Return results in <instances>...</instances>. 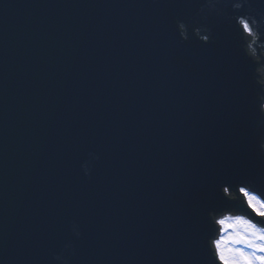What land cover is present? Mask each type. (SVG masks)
<instances>
[{
    "label": "water",
    "instance_id": "1",
    "mask_svg": "<svg viewBox=\"0 0 264 264\" xmlns=\"http://www.w3.org/2000/svg\"><path fill=\"white\" fill-rule=\"evenodd\" d=\"M189 1L193 0H0V259L17 258L26 249L42 261L63 253L81 264L206 263L200 232L163 225L176 202L175 198L168 206V197L191 182L184 192L204 190L210 181H223L221 174L231 178L239 170L264 182V166L260 168L264 156L257 133L240 135V123H231L226 134L215 124L213 130H204L208 125L198 123L194 127L202 138L189 137L184 148L170 141L184 139L188 119L204 109L205 93L200 89L208 87L199 80L191 82L194 71L188 72L189 64L195 62L194 52L200 55L205 46L206 35L201 34L195 43L181 38L177 42L179 27L196 13L195 2L189 6ZM208 1L212 8L213 2ZM259 16L260 12L253 13L256 22ZM207 25L203 21L199 29L206 30ZM222 25L229 26L226 19ZM206 38L208 43L218 41ZM210 59L217 62L215 57ZM64 73L62 80L59 76ZM74 74L113 90L110 114L120 128L129 124L130 115V109L118 110L121 95L143 109L136 115L143 124L140 141L118 136L111 149L98 150L96 145L87 149L80 143L92 139L89 133L77 134L74 141L61 132L59 94L85 105L78 97L80 86ZM167 81L183 92L162 100L159 110L164 126L159 114H150L148 100H157L156 89L163 93ZM119 84L124 88L116 87ZM46 95L51 100H42ZM93 117L91 123L99 133L110 135L112 122L107 114ZM131 125L129 130L135 133L134 119ZM155 144L166 146V155L160 159L166 165L160 162ZM202 144L211 146L210 156L199 155L190 164L206 175L205 180L186 172L175 157L177 153L180 158L187 148L196 154L193 148ZM105 163L117 164L124 176L116 167H104ZM106 182L122 183L126 194L140 192L132 213L137 215L128 218L112 203L102 207L93 202L113 195ZM164 193H169L165 201ZM88 195L90 203L85 202ZM165 207L160 221L149 227L143 224L140 215H159ZM70 209L72 214L62 219ZM38 231L47 233L46 244L34 243ZM69 242L72 249L65 248Z\"/></svg>",
    "mask_w": 264,
    "mask_h": 264
},
{
    "label": "snow or ice",
    "instance_id": "2",
    "mask_svg": "<svg viewBox=\"0 0 264 264\" xmlns=\"http://www.w3.org/2000/svg\"><path fill=\"white\" fill-rule=\"evenodd\" d=\"M241 7L243 5L241 4ZM249 7L251 4L249 3ZM240 26L249 34H252L250 23L241 18ZM228 187L224 188L225 193H229ZM240 194L244 197L248 208L257 216L264 218V199L256 195L249 187H240ZM216 223L220 226L221 235L212 241L215 256L220 264H264V228L257 227L251 220L242 216L233 218L229 223V218L219 219ZM234 229L233 233L225 235L228 229ZM234 245H244L252 249L250 252L244 248L234 247Z\"/></svg>",
    "mask_w": 264,
    "mask_h": 264
},
{
    "label": "clouds",
    "instance_id": "3",
    "mask_svg": "<svg viewBox=\"0 0 264 264\" xmlns=\"http://www.w3.org/2000/svg\"><path fill=\"white\" fill-rule=\"evenodd\" d=\"M233 6H234L235 8H241V4H240V3H237V4L233 5ZM251 17H252V19H253V23H256V19H255L253 16H251ZM262 18H264V17H262ZM260 111H261L262 114H264V104L261 105ZM260 148H261V152H264V139H261V141H260ZM95 158H96V159H99L98 156L95 157ZM85 174H86V175H89V173H87V172H86ZM80 235H81V233H79V232L76 233L77 238H79ZM65 248H66V249H72L73 246H72L71 242H69L68 244H66V245H65ZM73 254H74V249H73ZM54 259H55L56 261H58L59 264H69V260H68V258L65 257V256L63 255V253H61V254L55 256Z\"/></svg>",
    "mask_w": 264,
    "mask_h": 264
},
{
    "label": "rangeland",
    "instance_id": "4",
    "mask_svg": "<svg viewBox=\"0 0 264 264\" xmlns=\"http://www.w3.org/2000/svg\"><path fill=\"white\" fill-rule=\"evenodd\" d=\"M230 233H233V231L230 232ZM230 233H229V234H230ZM227 234H228V233H227ZM234 247L244 248V251H246V252H250V251H252V249H250V248H246L244 245H234Z\"/></svg>",
    "mask_w": 264,
    "mask_h": 264
},
{
    "label": "bare ground",
    "instance_id": "5",
    "mask_svg": "<svg viewBox=\"0 0 264 264\" xmlns=\"http://www.w3.org/2000/svg\"><path fill=\"white\" fill-rule=\"evenodd\" d=\"M231 222H233V220L232 221H229V223H231ZM231 229V228H230ZM233 232L235 231L234 229H231Z\"/></svg>",
    "mask_w": 264,
    "mask_h": 264
}]
</instances>
